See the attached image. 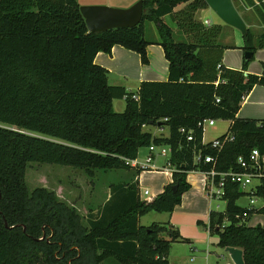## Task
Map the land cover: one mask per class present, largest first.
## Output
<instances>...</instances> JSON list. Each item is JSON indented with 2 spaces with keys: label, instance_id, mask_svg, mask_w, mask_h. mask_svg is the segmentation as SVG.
Returning a JSON list of instances; mask_svg holds the SVG:
<instances>
[{
  "label": "trees",
  "instance_id": "1",
  "mask_svg": "<svg viewBox=\"0 0 264 264\" xmlns=\"http://www.w3.org/2000/svg\"><path fill=\"white\" fill-rule=\"evenodd\" d=\"M80 7L78 0H0V264H105L110 258L170 264L172 242L186 239L174 226H145L140 218L152 211L172 213L182 203L192 188L188 173L212 166L195 162L199 151L217 157L218 171L237 170V157L253 148L264 153V119L237 116L244 97L264 85V72H246L254 55L242 70L222 64L228 48L219 41L222 26L196 18L209 7L206 0H144L138 26L103 32L89 31ZM254 9L264 25V6ZM145 21L157 26L168 79L142 81L136 92L110 85L97 54L120 44L148 64ZM243 38L245 51L264 49V32L256 35L248 27ZM115 99H126L124 111H115ZM209 118L230 121L218 138L233 139L220 149L203 143L200 123ZM150 121L161 122L168 133L144 130ZM151 145L170 147L173 181L147 198L137 181L113 184L104 206L86 216L87 225L54 192L29 189L26 182L31 163L78 167L90 177L98 169L135 168L140 174L147 168L129 161ZM255 194L264 197V181ZM244 195L239 184L228 182L226 209L210 211L209 229L220 247L241 248L246 264H264V227L248 225L249 217L242 222L246 209L237 201ZM258 212L264 207L249 216ZM168 230V239L160 236Z\"/></svg>",
  "mask_w": 264,
  "mask_h": 264
},
{
  "label": "rangeland",
  "instance_id": "2",
  "mask_svg": "<svg viewBox=\"0 0 264 264\" xmlns=\"http://www.w3.org/2000/svg\"><path fill=\"white\" fill-rule=\"evenodd\" d=\"M139 0H78L80 6H109L113 8H129L134 5ZM236 8L240 11L242 17L249 23L250 28L255 32L256 35H259L264 32V25L261 22L260 18L258 17V11L256 9L247 8L241 5L239 0H233ZM214 12V11H213ZM214 14V13H211ZM215 15V14H214ZM213 15V16H214ZM216 16V15H215ZM210 17V15H209ZM219 17V16H218ZM197 18V17H196ZM220 18V17H219ZM198 19V18H197ZM205 20V19H204ZM204 20H201L205 23ZM152 22L145 21L146 29H150L152 26ZM234 35H225L224 40L228 41L229 43H241L245 44V41L242 37V33L235 28ZM152 32V31H151ZM147 33L146 38L150 39L152 33ZM227 36V37H226ZM177 38V36H176ZM263 54V53H262ZM234 56L229 55V59H234ZM252 64H258L257 55L251 60ZM137 91V90H136ZM117 111V110H115ZM120 112V111H118ZM229 128V121L218 119L216 121L215 126H205L204 128V142H211L215 140L218 136L225 134ZM144 130H153L157 134H167L168 128L165 127V131L157 129L153 125H145ZM163 150L162 146H156L155 150L152 151V155L154 157V161L157 164L156 166H162L168 160H170V153L167 157H163L160 152ZM151 152L149 147H143L140 149L139 152V159L140 161H144ZM134 171H129L128 169H111V170H103L98 169L95 173L94 177H90L85 169L72 167V166H65V165H58V164H39V163H31L27 169L26 175V182L29 189H34L35 187L43 186L46 187L48 191H52L56 194L57 198L60 201L65 202L71 208H74L81 216L85 214H89L88 210L93 205L91 203V199L94 198L97 200L102 198L103 191L105 190V184L109 181H116L117 179H129L134 172H136L135 168ZM124 173L125 175L123 176ZM193 179L199 177L202 182L203 175L196 171L193 175ZM164 176L158 170L152 169L151 170H143L141 172V186H142V197L147 198L154 196L157 193H160V189L162 186V178ZM98 184V190L96 191V187ZM200 189L202 191L203 199H199L196 203V207L191 206V212L199 213L200 211L206 212L207 220H202V223L196 222L198 229L205 231V224H209V207L210 209H214L217 211H224L226 209V201L223 199H215L211 198L207 195L206 189L204 184L199 183ZM203 186V187H202ZM163 187V186H162ZM148 188L151 192L150 195L144 194L143 190ZM199 189H196L197 191ZM96 191V192H95ZM98 192V193H97ZM188 201V200H187ZM250 202V197L248 195L242 196L237 203L240 206H248ZM95 203V202H94ZM101 203V201L99 202ZM262 200L258 198L256 206L259 207L262 204ZM210 205V206H209ZM94 206V205H93ZM102 206L99 207L101 209ZM96 212V211H95ZM153 214H161L158 212H151L148 216H154ZM156 215V216H158ZM251 220L248 222L252 225H259L261 224L264 227V213H252ZM86 218V216H85ZM82 219V223L87 225L86 219ZM194 218V217H193ZM149 219V218H147ZM204 219V218H202ZM200 226H199V225ZM45 234V233H44ZM210 236H208V235ZM162 237H168L165 232H162ZM49 237V236H48ZM218 239V235L216 233L206 231L205 236H197L196 238L193 237L191 240L192 242L196 241V246L198 251H194L190 248L191 244L188 243H180L177 245L175 249V256H182L185 255L186 259L179 260L174 259L173 264H233L232 258L230 253L227 252L225 249L217 246V241L214 240ZM210 240V241H209ZM212 251L211 260H206L205 254L207 252ZM195 255V257H194ZM195 259H192V258ZM33 264V263H29ZM105 264H120L115 259H108Z\"/></svg>",
  "mask_w": 264,
  "mask_h": 264
},
{
  "label": "crops",
  "instance_id": "3",
  "mask_svg": "<svg viewBox=\"0 0 264 264\" xmlns=\"http://www.w3.org/2000/svg\"><path fill=\"white\" fill-rule=\"evenodd\" d=\"M241 5L246 7L242 3H241ZM211 13H214L216 16L214 14H211ZM209 15H210V17H209ZM196 17L199 20H204V19L209 20L210 24H219L222 26V33L220 35L219 41L223 45L228 46V48H226L224 51L222 64L228 68H232V69H236V70H242L244 67V63H245V50L242 48L244 46V44H242V42L232 44V43H229L227 40L226 41L224 40L225 35H234L235 34V31H236L235 28L226 24L225 22H223L221 20V18H219L218 15L215 12H213V10L210 7L199 10L196 14ZM165 19L171 26H173L175 28V24L171 20V17L169 15H167L165 17ZM244 20H245V18H244ZM245 22L247 23L248 27L251 26V25H249V23L246 20H245ZM152 23L153 24H152L151 28L149 30L146 29V36H147V33L152 31L151 32L152 36L150 37V39H148L151 43L147 46V54H148V58H149L148 64L142 63L140 55L136 51L128 49V48H126L120 44L114 45L111 53L99 52L97 54V56L95 58V62L108 69V71H109L108 72V82L110 85L123 86L126 88L127 91L136 92V90H138L140 83L142 81H145V80L158 81V80H167L168 79L169 61L167 60V58L165 56V52H164L162 45L159 44L160 35L158 33L157 26L154 22H152ZM242 37H243V34H242ZM229 55L234 56L235 58L231 60V59H229ZM256 55H257V59H258V64H256V63L252 64L251 63L252 61H250L247 65V68H246L247 73L262 74L264 72V49H258L254 53V57ZM113 104H114V109L117 110V112L118 111L122 112V111H124V109L126 107V99H115ZM237 116L240 118L264 119V85L254 86L253 89L244 97L242 105L240 107V110H239ZM229 125H230V121H229ZM153 126H155V125H153ZM155 127L159 130H162L163 132L165 131V127L161 128L158 125ZM148 131L152 132L154 135H159L156 132H154L153 130H148ZM149 150H150V148H149ZM151 154H152V152H151ZM137 160L140 161L139 155H138ZM153 164L157 168L155 170H158L164 176L162 178V186L163 187L161 186L162 189H160V191H159L161 193L164 190V187L173 181V173L171 171H167V170L163 169V167L166 166L167 162L165 164H163L162 166H156L157 164L153 160ZM148 170H151V168ZM129 171H134V170L129 169ZM195 172L196 171H192V172L188 173L187 178H188V181L191 183L192 188L189 191H187L186 193H184V195L182 197V203L180 205H178L172 213H161L159 215L153 214L154 216H148L151 213V212H149L140 218V223L142 225H145V226H149L153 222H159L162 224H169V226H174L173 228L178 229L181 236L186 239V241L177 240V241L172 242L170 253H169L170 264H173L174 259H178V261L182 260V258L186 259L185 255H182L180 257L175 256V249H176L177 245H179L180 243H188V244L192 243L190 248L197 252L198 251V248L196 246L197 243H196V241L192 242L191 239L193 237L196 238L197 236H205L206 231L208 233L212 232L209 229L208 224L207 225L205 224V229H206L205 231L198 229L197 224H196L197 221L199 223L200 221L202 222V220H207L206 212L208 210H205V212L200 211L199 213H194V214L190 211L191 206H194V208H195L198 200L204 198L202 195V191L200 189V185H199V183H202V184L205 183L204 177L202 178V182H200L201 179H198L199 177H196V179H193L192 175ZM122 174H123V176L125 175L124 173H122ZM128 181L139 182L141 192H142L141 173L138 174L136 171V172H134V174H132L130 176L129 179H117L116 181H109L108 183H106L102 198L99 200L98 199L96 200L93 196L92 199L90 200L94 206L92 205L89 208L88 212L89 213L91 211L95 212V211L99 210L100 206H102V207L104 206V204L110 198V190H111V186L113 184H116L119 182H128ZM204 187H205V185H204ZM98 189L99 188H98V184H97L96 191ZM146 189H148V188H146ZM196 189H199V190L195 191ZM202 189H206V188H202ZM144 190H143V192H144ZM243 191L246 192V195L249 196V194H248L249 189L248 188L244 189ZM150 194H151V192L149 190L148 195H150ZM157 194H159V193H157ZM157 194H155V195H157ZM141 196H142V194H141ZM100 201H101V203H99ZM226 204H227V201H226ZM242 207L246 208V206H242ZM211 210H214V209H210V207H209V214H210ZM224 211H222V212H224ZM156 215H158V216H156ZM85 216H87V214L82 215L83 219L85 218ZM251 217L252 216L250 215L248 218L247 224L250 226H256V225H252V224L248 223L251 220L250 219ZM147 218H149V219H147ZM202 218H204V219H202ZM208 218H209V216H208ZM259 225H261V224H259ZM169 229H171V227H169ZM164 232L168 235V237H163V238L168 239L170 237L169 230L164 231ZM208 236H210V235H208ZM214 241H217L216 245L218 246L219 237L217 240L215 239ZM223 249H225V248H223ZM210 253H212V251L207 252V254H205L206 260H209V259L211 260L212 254H210ZM194 257H195V255H194ZM194 257L192 259H195Z\"/></svg>",
  "mask_w": 264,
  "mask_h": 264
},
{
  "label": "built area",
  "instance_id": "4",
  "mask_svg": "<svg viewBox=\"0 0 264 264\" xmlns=\"http://www.w3.org/2000/svg\"><path fill=\"white\" fill-rule=\"evenodd\" d=\"M242 4H244V0H239ZM254 5L250 6L247 5V8L259 7L264 6V0H253ZM205 23L210 25L209 20H205ZM220 65L218 66V69ZM135 100H139L137 95H134ZM219 102L220 99L217 98ZM216 119H204L200 125L205 128V126H214L216 124ZM181 132H186L185 128L180 129ZM187 133V132H186ZM187 139L193 140V134L190 132L187 133ZM233 137L231 134H228L223 140L216 138L215 140L211 141V147L220 149L223 145L227 142L232 140ZM204 143V140H203ZM206 144V143H204ZM163 147L160 154L163 157H167L171 152V149L167 145H160ZM150 151H154L156 146L151 145L149 146ZM154 157L152 154L148 155V157L144 161H138L137 159L130 160V164L133 167H141V168H153L157 169L153 164ZM196 163H205V164H212L209 170L203 171L200 170L201 174L204 177V185L207 191L208 196L215 199H224L226 195V187L228 182L237 183L240 186L241 190L249 189V197L250 202L249 205L245 208L246 210L243 212L242 222L246 221L249 217V211L264 207V197H260L255 194L256 186L262 184L264 181V153L261 152L258 148H253L248 154H241L237 157V170L230 169L228 171H218L216 169L217 157L213 156L212 154H203L202 151H199L195 156ZM163 169L167 171H171L173 173L174 167L172 165L171 160H168L166 166ZM144 194L148 195L149 190L145 189ZM258 198L262 200V204L257 207L256 203ZM226 224V223H225ZM224 224V225H225Z\"/></svg>",
  "mask_w": 264,
  "mask_h": 264
},
{
  "label": "water",
  "instance_id": "5",
  "mask_svg": "<svg viewBox=\"0 0 264 264\" xmlns=\"http://www.w3.org/2000/svg\"><path fill=\"white\" fill-rule=\"evenodd\" d=\"M206 2L223 22L238 29L243 35L247 34L248 25L233 0H206ZM80 9L90 32H103L115 28L138 26L146 12L144 0H139L131 7L124 9L103 5L81 6ZM253 55L254 52L245 51L246 60H249ZM149 124L153 125L154 121H150ZM157 125L161 126V122H158ZM176 187L174 185L173 189H176ZM44 237L45 234L40 239H44ZM225 250L230 253L233 264H246L241 248L228 246L225 247Z\"/></svg>",
  "mask_w": 264,
  "mask_h": 264
}]
</instances>
